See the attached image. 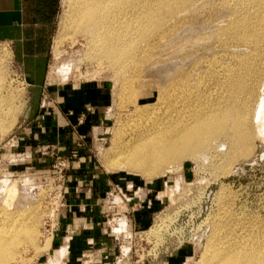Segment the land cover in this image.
Returning <instances> with one entry per match:
<instances>
[{
	"label": "rangeland",
	"instance_id": "374dc122",
	"mask_svg": "<svg viewBox=\"0 0 264 264\" xmlns=\"http://www.w3.org/2000/svg\"><path fill=\"white\" fill-rule=\"evenodd\" d=\"M70 2L71 0H62L57 31L52 43V57L46 72L45 85L42 87L43 109L53 110L57 104L56 99L60 102L63 91L69 86L92 85L95 88L101 86L106 92L108 103L105 109L110 121L109 131L105 136V142L95 151L94 163L99 171L119 179V186L116 188L120 194L118 198L116 197L119 206L115 213L112 212L111 215L107 213L105 219L107 223L112 222L117 227L124 228L122 237L129 239L128 246L133 249L131 254L133 263L155 264L177 249L184 248L191 251L187 264H209L204 261L203 255L217 225L223 230L225 228L231 230L229 234L237 232L236 236L240 233L245 235L246 240H250L248 242L250 245L264 247V128L261 137H254L251 154L246 158H237L238 160L233 161L231 165L227 164L226 158L221 156L218 159V155L213 156L210 151L207 160H183L179 168L169 166L165 173L157 177L122 170L120 167L119 170L117 168L119 165L116 167L115 164L119 155L112 149L115 135L118 134L117 141L121 146L128 137L125 131L127 125L136 121L137 111H145L146 108L148 110L147 106H154L157 103V108L155 106L152 109L153 106H150L148 114L153 115V111L162 114L169 106V103H164V106L162 104L169 100V92L162 94L164 99L157 100L162 86L165 82L169 83L165 77L170 70L167 62L171 59V49L167 46L164 50H154L152 54L144 57L139 61L140 65L134 68H141L139 69L141 72L133 69L132 74L136 77L130 74V82L124 86L122 76L116 77L106 66L100 67L87 59L89 47L85 35L73 34L75 30L73 28H70L73 32L67 30V23L63 24L65 19V22H68ZM200 13L201 15L195 19L198 22L194 27L199 28L204 24V32L200 31L197 39L195 38V45L189 44L184 50L185 54L195 56L194 60L198 64L196 68L199 70L190 87L192 92L190 93L192 96H188L190 109L193 111L204 108L205 114L206 108H218L219 104L222 103L220 106H223L229 101L240 106L243 95L236 90H230L228 84L219 78V73L221 70L225 72L228 68H238V62L244 61L255 73L253 77H257L255 94L245 103L250 110L249 113H254L256 101L259 102L261 94H264V0H204V10ZM224 20V30L227 29L232 38L224 35V30L221 33L218 31V35L221 34L222 39L228 42L226 48L220 50L216 47L220 36L216 31L209 32L207 23L210 21L211 26L215 27ZM59 34L68 37L61 40ZM59 40L60 44L56 42ZM59 51L56 57L55 54ZM210 62L214 63L212 67ZM2 63L0 76L5 84L0 80V122L6 125L4 119L8 118L10 120L5 121L8 122L7 126L11 127L9 126V130L3 134L0 132V205L3 203L0 209L14 213V216L11 214L12 218L24 213L23 217L28 223L36 224L37 243L35 246L28 244L19 246V255L16 259L23 260L26 264H42L45 255L48 254L46 252L48 249L45 250L44 246L53 235L52 228L57 218L66 177L61 179L54 169L58 161L56 159L60 156L40 164L39 160H9L6 151L2 150L7 141L18 132L24 120L30 93L25 71L6 44H0V64ZM209 68L211 71L214 70L212 76L209 75ZM3 84L9 87L5 88ZM196 95L198 96L195 97ZM8 100L10 101L7 103ZM195 103L198 106H191ZM10 110L14 111L15 117ZM221 142L228 146L224 137ZM72 165L63 171V174L70 171ZM7 188L17 190L16 196L11 197L13 201L9 198V205L3 200L5 197L3 193H7ZM146 206L151 207L142 213L136 224V210L143 211ZM233 228L235 230H232ZM227 230L223 231L226 236ZM35 247H38V250Z\"/></svg>",
	"mask_w": 264,
	"mask_h": 264
},
{
	"label": "bare ground",
	"instance_id": "6f19581e",
	"mask_svg": "<svg viewBox=\"0 0 264 264\" xmlns=\"http://www.w3.org/2000/svg\"><path fill=\"white\" fill-rule=\"evenodd\" d=\"M70 4V14L67 13L69 15L68 22H65V19L63 24L67 23V30L73 28L75 30L73 34L82 33V35H85L89 47L87 59L91 62L94 61L100 67L106 66L116 77L122 76L124 86L130 82V74L133 73L135 67H138L139 61L144 57L152 54L154 50H164L167 46L171 49V59L167 62L170 65V70L168 74L165 73L167 74L166 81H169V83L165 82L166 86L165 84L162 86L157 100L164 99L162 94L169 92V100L162 103L163 106L164 103H169V106L165 112H161L162 114H156L153 111V115H149L148 111L150 106L153 105L147 106L149 107L148 110L146 108L147 111L136 110V121L130 122L131 124L128 123L127 129H124L127 131L128 137L126 136L127 139L124 140L125 142L121 146L117 141L118 134L115 135L116 139L114 138L112 149L119 155L115 162L116 167L119 165L117 167L119 170L121 168L122 170L157 177V175L165 173L169 166L171 168L178 166L179 168L183 160H207L210 157L208 156L210 151L213 156L218 155V159L221 156L226 158L227 164L230 165L233 161L246 158L251 154L254 137H261V131L264 128V94H261L259 102L256 101L254 113H249L250 110L247 109L245 103L255 94L257 77H253L255 73L249 68L247 62L239 61L238 68H228L225 72L221 70L219 73V78L228 84L230 90H236L243 95L240 106H236L235 102L232 103L231 101L230 103L229 101L228 103L226 101L227 104L224 103L223 106H220L221 103L218 108H206L205 114L204 108L196 109L195 107L196 110L192 111L189 106L188 96H192L190 95L192 93L190 87L199 70L196 68L198 64L194 60L195 56L185 54L184 50L189 44L195 45L194 42L201 33L200 31L204 32V24L200 25L199 28L194 27L198 22L195 21L196 17L200 16V12L204 10V0H71ZM219 18L222 19V17ZM211 24L210 21L207 23L209 32L216 31L217 35L218 31L221 33L225 29V20L219 24H214L215 27ZM223 34L232 38L227 29L224 30ZM218 36H220V39L216 47L223 50L228 42L222 39L221 34ZM61 37V40H63L65 35ZM56 42L59 43L60 40ZM203 50L200 51L204 53ZM59 53L60 51L54 54L59 55ZM210 64L212 67L214 63L210 62ZM2 66L3 63L0 64V67ZM139 69L141 70V68ZM210 69L209 75L212 76L214 70L211 71ZM0 71L2 72V70ZM67 71L69 70L67 69ZM132 76L136 77L135 74H132ZM1 81L5 84L3 79ZM4 84L3 86H5ZM192 105L196 106L197 104ZM155 106L157 108V103L151 108L154 109ZM13 112L11 111V113ZM15 113L17 114V109ZM6 116L8 115L6 114ZM12 116L15 117V114L13 113ZM7 119H4V122L8 124L5 121ZM7 124L0 122V132L2 131V134L9 130L10 125L7 126ZM223 137L228 142V146L226 143L221 142ZM13 188H7V193H3L5 194L3 200L6 205H9V198L16 196L17 192L15 193V191L17 190ZM10 200L13 201L12 198ZM7 211L3 208L0 209V264H10L12 262L14 264H24L23 260L16 259V256L19 255V246L27 244L35 246L37 243L35 235L38 227L35 223H28L23 217L24 213L20 212V215L18 214V216L12 218L14 213ZM226 224L228 227L230 226L228 222ZM234 228L232 230H235ZM224 230L219 225L215 227L213 238L211 237L212 240L203 255L204 261L206 260L209 264H264V247L250 245L248 243L250 240H246L245 235H241V233L236 236V231H234L236 234L234 233L233 236L229 234L231 230H227L228 235L226 236ZM238 240L240 241L238 242ZM49 246L50 241H47L44 246L45 250Z\"/></svg>",
	"mask_w": 264,
	"mask_h": 264
},
{
	"label": "crops",
	"instance_id": "0c3cea01",
	"mask_svg": "<svg viewBox=\"0 0 264 264\" xmlns=\"http://www.w3.org/2000/svg\"><path fill=\"white\" fill-rule=\"evenodd\" d=\"M61 4L62 0H0V44L15 54L30 92L24 120L2 150L9 160L42 164L80 149V159L66 174L42 264H134L129 239L122 237L124 228L105 219L119 206V179L99 171L94 163L95 151L109 131L106 92L101 86H69L53 110L43 109L42 87ZM150 207L136 210V224ZM190 255L189 249H177L155 264H187Z\"/></svg>",
	"mask_w": 264,
	"mask_h": 264
},
{
	"label": "built area",
	"instance_id": "2783aa9c",
	"mask_svg": "<svg viewBox=\"0 0 264 264\" xmlns=\"http://www.w3.org/2000/svg\"><path fill=\"white\" fill-rule=\"evenodd\" d=\"M80 149H75L73 150L68 156L66 157H58L56 160L57 163L54 166V169L56 170V174L61 178H65L66 174H63V171H66L67 169H69L71 167V165L74 162H71L72 160H79L80 158Z\"/></svg>",
	"mask_w": 264,
	"mask_h": 264
}]
</instances>
